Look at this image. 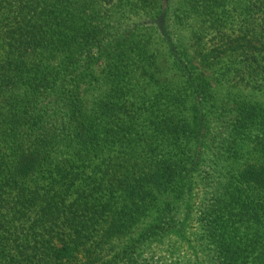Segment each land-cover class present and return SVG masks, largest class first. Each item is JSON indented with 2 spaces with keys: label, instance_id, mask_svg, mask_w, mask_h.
Returning a JSON list of instances; mask_svg holds the SVG:
<instances>
[{
  "label": "trees",
  "instance_id": "obj_1",
  "mask_svg": "<svg viewBox=\"0 0 264 264\" xmlns=\"http://www.w3.org/2000/svg\"><path fill=\"white\" fill-rule=\"evenodd\" d=\"M0 264H264V0H0Z\"/></svg>",
  "mask_w": 264,
  "mask_h": 264
}]
</instances>
